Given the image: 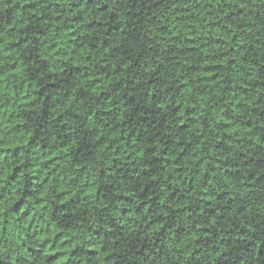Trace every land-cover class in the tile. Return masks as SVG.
Wrapping results in <instances>:
<instances>
[{"label": "clouds", "instance_id": "1", "mask_svg": "<svg viewBox=\"0 0 264 264\" xmlns=\"http://www.w3.org/2000/svg\"><path fill=\"white\" fill-rule=\"evenodd\" d=\"M29 3L53 5L45 14L58 7L70 23L77 17L83 51L69 58L66 42L58 45L60 55L43 40L33 42L39 22L33 23L31 9L19 10ZM193 4L210 5L216 19L223 12L232 31L242 25L245 43L260 42L258 51L264 52V0H191L189 7ZM0 5V66L17 59L23 63L31 53L49 59L64 77L57 76V87L46 88L27 105L13 91V80L20 78L11 72L0 76V264H43L48 253L28 251L39 247L41 232L49 235V252L53 242L69 241L68 264H264V95L258 96L262 103L233 111L216 103L219 96L201 94L203 86L191 73L190 87L172 91L178 73L166 58L165 34L157 29L169 24L182 33L175 0H0ZM152 16L156 19L149 23ZM89 20L104 25L90 29ZM22 27L28 31L21 33ZM21 35L29 37L26 47L8 55L9 37ZM46 39L55 44V33ZM232 47L237 41L228 44ZM74 61L87 68L74 67ZM116 70L119 79L112 75ZM243 71L258 68L244 65ZM48 80L44 72L28 94ZM235 82H242L239 71ZM157 101H163L164 123L154 112ZM177 104L179 116L171 111ZM193 105L198 109L194 126L177 132ZM149 114L159 127L151 120L145 126ZM226 114L237 122L230 136L218 127ZM246 120L260 127L259 135L242 127ZM16 124L25 129L24 137L14 134ZM62 143L71 147L62 149ZM18 144L19 155L7 151ZM184 148L188 151L181 155ZM164 150L168 162L162 159ZM54 152L60 162L55 173L45 163ZM56 232L63 233L59 241Z\"/></svg>", "mask_w": 264, "mask_h": 264}, {"label": "trees", "instance_id": "2", "mask_svg": "<svg viewBox=\"0 0 264 264\" xmlns=\"http://www.w3.org/2000/svg\"><path fill=\"white\" fill-rule=\"evenodd\" d=\"M88 2L91 4L92 0H88ZM190 2L191 0H175V20L184 25L181 34L177 35L169 24L160 25L157 29L165 34L163 43L166 44V47L164 52L167 54L166 58L171 60V67H174L178 73L172 91H183L186 85L190 87L191 82L188 79L187 73H191L196 77V83L203 86L201 88V94L207 91L212 96H219L216 103L229 104L233 111L242 108V106L252 107L254 104L262 103L258 98L259 95H264V91H262L264 90V63L258 62H264V52L258 51L261 47L260 42L252 44L249 41L246 44V37L242 33H239V28H242V25L238 26L237 30L234 32L232 31V21L225 17L223 12L219 13L220 18L216 19L213 17L210 5L204 4L201 6L200 4H193L192 7H189ZM5 3H11V0H5ZM13 7L15 6L13 5ZM105 7H107V5H105ZM38 8L39 6L37 4L29 3L19 9L21 12L26 9H31L32 16L35 17L33 23L39 22L36 28L37 36L33 38V42H35L36 39L43 40L44 43L47 44L49 51L56 55L61 54L58 45L66 42L71 47V52L69 53L67 49H65L64 54L68 55L69 58H74L78 54V50L80 52L83 51V43H77V41H82L81 34H78L79 27L77 24L79 21H77V17H72V21H76L77 23H70L63 17L62 10L58 7L53 12L47 14H45L44 9H51L53 5L47 4L44 8H39V11L37 10ZM6 11H8L9 14L8 23L12 24L14 17L11 9H6ZM149 15H151V13H149ZM50 16L52 17L51 19H49ZM197 16L199 19H197ZM29 19H31V17ZM155 19V16H152V20L149 21V23L155 21ZM102 25H104V21H88V27L90 29L100 28ZM31 26L32 25H29V28H31ZM115 27V25L109 26L107 27V31L112 32ZM177 28H179V24ZM0 30H3V28L0 27ZM12 31H15V28H13ZM26 31H28V28L22 27L20 29L21 33ZM52 33L56 35L55 44L46 39L51 36ZM28 39L29 37L26 35H21L20 39L9 37L10 42L8 44L7 54L11 55L13 51L20 52L26 47ZM231 41H237L238 47L228 48V44L231 43ZM87 46L91 47L90 44ZM224 49H227V51H224ZM236 57H238V59ZM245 57H248V59H245ZM37 64H39V67L36 66ZM244 65H247L249 68L257 67L258 71L245 73L243 71ZM73 66L87 68V64L81 66L76 64L75 61ZM64 71L67 72L68 69L65 68ZM118 71L119 70H116L112 73L113 76H117V79H119ZM237 71L241 73L242 82L240 84L235 82V74ZM8 72L20 78L19 83L13 80V91L17 97L22 98L20 103L27 105L34 104L39 96L45 93L46 88L57 87V76L64 79L62 73L55 71L49 59L43 57L37 59L31 53L24 56L23 63L17 59L10 64L5 63L3 66H0V76H7ZM44 72L48 73L49 80L44 83V87H37L32 94L29 95L28 90L33 87V83L41 79ZM85 74L87 75V73ZM245 77L247 79H245ZM94 83L97 82L94 81ZM21 86H23V91L18 90ZM101 95H103V92H101ZM152 96L155 99V94H152ZM160 104H163V101H157L158 107L154 112L156 113L157 120L164 123L159 115ZM171 111L179 116L182 111L181 105L177 104ZM197 111L198 109L195 105L188 109L185 112V115L188 116V120H183L176 131H186L194 126L195 116L193 113H197ZM224 112L228 113V109L225 108ZM253 112H256L255 108H253ZM12 115L14 116L15 113ZM149 120H151L152 125L159 127L157 120L151 119V114L145 119L146 127L148 126ZM189 121H193V124H189ZM236 123L237 122H233L230 114H226L222 124L218 125V127H222L221 135L230 136L232 130L236 127ZM261 123H264V116H262ZM242 127L250 131H255L257 135L262 131L258 125L255 128L253 127L252 120L244 121ZM165 131H170L169 126L166 125ZM13 132L20 137L26 135L25 129L20 124L15 125ZM133 139L135 140L136 137H133ZM176 139L179 142L180 137L177 136ZM188 140L191 143L190 135L188 136ZM28 142L31 143V140L29 139ZM202 143L203 141L200 142V144ZM221 143L223 144V141H221ZM200 144H198L197 147H199ZM21 147L22 145L18 144L15 148L7 149V151L12 152L13 156H17L20 153ZM70 147V143H62V149H68ZM227 147L229 146H225L226 149ZM117 151H119V149H117ZM164 151L165 155L162 159L168 162L169 158L166 154V150ZM187 151L188 149L184 148L181 155ZM53 161H55V163H53ZM45 163L51 168L52 172L55 173L60 163L58 152L52 153L49 160ZM216 166L219 167V163H217ZM20 167L21 165L18 164L17 168ZM11 175L16 176L15 169ZM228 175L230 176L231 173H228ZM44 179H47V177H44ZM53 179H55L54 176ZM145 191H148V189L145 188ZM26 194L30 195L31 190H26ZM173 196H175V193H173ZM122 198L126 203L130 202L131 199L128 195H124ZM23 199V196H21L20 199L16 200L12 205L14 210H18V206L22 204ZM209 203H211V201H209ZM60 207H63V205H60ZM219 210L223 212L225 209L221 208ZM230 210L231 209H229V211ZM216 211V209H209V212L212 214H215ZM53 227H55V225H53ZM41 235L44 236V239L40 242L39 247H29L28 251L32 252L34 255L48 253L47 259L43 261V264H68V261L64 260V255L65 251L72 247L69 241L63 239L62 244L53 242L51 244L52 250L49 252V235L46 232H41ZM62 237V232H56L54 240L59 241ZM228 242L231 243V238H228ZM220 243L223 244L224 240H221ZM72 250L75 251L74 248ZM90 251H95V249H90Z\"/></svg>", "mask_w": 264, "mask_h": 264}]
</instances>
